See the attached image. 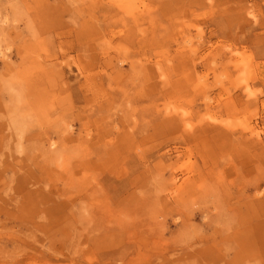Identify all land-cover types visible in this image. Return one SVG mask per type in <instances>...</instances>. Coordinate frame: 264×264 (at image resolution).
Masks as SVG:
<instances>
[{"label": "rangeland", "instance_id": "obj_1", "mask_svg": "<svg viewBox=\"0 0 264 264\" xmlns=\"http://www.w3.org/2000/svg\"><path fill=\"white\" fill-rule=\"evenodd\" d=\"M218 1L0 0V264H264V0Z\"/></svg>", "mask_w": 264, "mask_h": 264}, {"label": "bare ground", "instance_id": "obj_2", "mask_svg": "<svg viewBox=\"0 0 264 264\" xmlns=\"http://www.w3.org/2000/svg\"><path fill=\"white\" fill-rule=\"evenodd\" d=\"M197 1H199V2H201V0H196V2ZM228 0H219L218 1V5L219 4H225L226 2H227ZM195 2V3H196ZM199 2H197V4H199ZM217 4V3H216ZM15 10H17V11H15L14 12V17H16V15H17V13H18V8H15ZM99 10L100 11H102L105 15L106 14H108V13H110V12H108V9H107V11H105V10H102L101 8H99ZM92 17H94V16H92ZM113 18V17H112ZM242 18H244L243 16H242V13H239V14H237V15H233L232 16V18H231V20H233V21H236V20H240V19H242ZM8 17L6 16V17H1L0 18V23H1V28H3V30H4V24H7L8 23ZM97 20H99V18H97ZM96 20V21H97ZM153 20V19H152ZM244 20H245V22L247 23H251V24H257L258 23V21H256L255 23H253V22H250V20H248L246 17L244 18ZM89 29H90V31H92L93 33H95V34H98V35H103L106 31H107V28L104 26V25H102L100 22H98L97 21V23L95 24H92L91 25V23H90V25H89ZM239 29H240V31H243V29H244V26H240L239 27ZM143 32H144V30H142ZM138 32V31H137ZM234 38H235V40H236V42H239V40H240V36H238V35H236V36H234ZM1 41H2V37L0 36V58L2 59V60H5V67H6V69H9V72H11V71H13L14 70V68L12 67V65H10L9 63L10 62H7L8 61V58H9V54H8V50H9V48L8 47H4V45H2L1 44ZM152 43L153 42V40L152 39H150V38H148L147 36H144V37H142V38H140L139 39V43L141 44V47L143 48V47H146V45H147V43ZM197 50H198V48L197 49H195V50H193L194 52H195V54L196 55H198V52H197ZM222 56H223V54H222ZM216 57H214V61L217 63V61H216ZM11 69V70H10ZM17 68H15V70H16ZM145 70V68L143 69V71ZM56 75H58V76H62V72L61 71H56V73H55ZM145 74H146V76H150V73L147 71V70H145ZM26 77H27V75L26 74H24L22 77H16V78H14L11 82H9L8 81V83H9V86H8V88H6L7 90H9V92L12 94V93H14V89H16L15 88V85H19V86H23V82L25 81V79H26ZM0 86H1V84H0ZM2 88V87H1ZM16 93V92H15ZM237 100L236 99H231V102H229V105H231V106H235V102H236ZM23 122V121H22ZM13 125H14V123H13ZM213 130H215V128H212ZM202 132H206V129L204 130V131H202ZM21 138V137H20ZM191 138L192 139H196L197 138V136L195 137L194 135H192L191 136ZM199 139V138H198ZM63 143H65V138L62 140V144ZM252 143H254L253 141L251 142V144ZM51 144V146H53V147H55L56 146V142H52V143H50ZM123 146V145H122ZM189 182V181H188ZM188 187L189 186V183H186V185H184V187ZM260 186H261V184L260 183H258V184H256L255 185V188L258 190V193H257V196L258 195H260L261 194V192L259 191V188H260ZM185 187V188H186ZM184 189V188H183ZM187 189V188H186ZM259 201V200H258Z\"/></svg>", "mask_w": 264, "mask_h": 264}]
</instances>
